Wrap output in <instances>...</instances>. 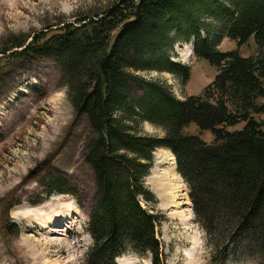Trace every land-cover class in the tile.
<instances>
[{"label":"trees","instance_id":"trees-1","mask_svg":"<svg viewBox=\"0 0 264 264\" xmlns=\"http://www.w3.org/2000/svg\"><path fill=\"white\" fill-rule=\"evenodd\" d=\"M194 36L195 56L216 70L201 95L177 99L137 73L170 72L185 82L190 67L172 61L170 51ZM224 36L238 43L253 37L264 48V0H115L14 53L57 62L74 110L94 131L83 153L96 187L86 264H117L129 250L149 255L151 264H166L157 233L164 217L142 205L157 203L145 178L158 148L175 156L196 221L213 249L212 264L244 258L264 264V57L218 50ZM30 106L23 107L29 114ZM23 108L8 134L0 121V136L17 132ZM145 120L165 129L164 136L138 132ZM53 193L77 196L58 175L50 178L48 194Z\"/></svg>","mask_w":264,"mask_h":264},{"label":"rangeland","instance_id":"rangeland-1","mask_svg":"<svg viewBox=\"0 0 264 264\" xmlns=\"http://www.w3.org/2000/svg\"><path fill=\"white\" fill-rule=\"evenodd\" d=\"M114 1L0 0V121L6 134L10 130L7 126L11 124L13 127L18 110L26 104H34L33 108L30 106V114L23 108L24 117L12 137L0 136V264H42L43 260H59L62 264L87 263L86 253L92 242L87 228L96 187L83 153L94 131L86 117L74 110L57 62L40 56L25 59L14 53L22 50L34 37L51 33L66 22L99 14ZM206 38L210 39L211 36ZM195 40L194 36L192 54L186 60L183 59V53L188 52L186 43L176 42L170 51L172 61L190 67V76L184 78L185 82L181 76L170 72L137 73L146 80L162 84L177 99L201 95L214 80L216 70L204 58L195 56ZM17 43H23V46L15 47ZM216 48L222 52L237 51L243 57H264V48H260L253 37L245 43H238L224 36ZM9 115L10 121L7 123ZM138 126V132L142 134L159 137L165 134V129L146 120L139 122ZM194 129L195 126L191 125L189 131L194 132ZM171 153L166 148H158L153 153V164L145 178V187L150 192L153 185L148 179L158 166L156 155L168 161ZM170 172L184 194L182 208L175 215H169L165 208L170 203L169 197H158L154 191L152 194L157 202L154 206L150 202H142L145 209L164 217L157 227L164 262L212 264L213 249L196 221L188 187L178 173L177 165ZM53 175L66 178L68 184L75 187L77 196L69 193L48 194ZM12 183L19 185L2 194V188H8ZM20 192L23 195L19 198ZM57 196L70 198L78 209L74 226L68 227L64 223L59 227L63 229V235L51 234L43 239L42 231L29 228L24 222H15L13 210L20 212L25 208L31 209V206H39ZM25 237L33 244L29 246L25 242L24 245ZM118 261L121 264H151L149 255H139L130 250L118 257L117 264ZM236 264L255 263L244 258Z\"/></svg>","mask_w":264,"mask_h":264},{"label":"bare ground","instance_id":"bare-ground-1","mask_svg":"<svg viewBox=\"0 0 264 264\" xmlns=\"http://www.w3.org/2000/svg\"><path fill=\"white\" fill-rule=\"evenodd\" d=\"M192 42L186 44L188 49L187 53H183V59H188L192 54ZM157 157V168L153 170V176L148 180L152 183L153 187L151 191L155 193L158 197H169L170 203L166 206V210L169 215H172L182 208L183 196L182 189L175 183V179L172 178L171 170L175 168V156L171 153L168 161H165L161 155H156ZM171 169V170H170ZM158 189H157V187ZM170 191V193H169ZM64 197V196H62ZM66 201V202H65ZM75 208L74 203L71 202L70 198H61L59 196L52 198L39 206H31V209L25 208L19 212V210H13L12 216L16 223L24 222L27 227L34 228L38 231H42L41 236L45 239V236L51 234L63 235L62 228H59L62 224L66 223L68 227L74 226L77 222L78 209ZM74 224V225H73ZM65 225V224H64ZM63 227V226H62ZM48 230V232H46ZM30 246L33 244L30 240H24ZM26 247V246H25ZM44 261V262H43ZM42 264H62L59 260H53L52 262L48 260H43ZM118 264H121L118 261Z\"/></svg>","mask_w":264,"mask_h":264}]
</instances>
